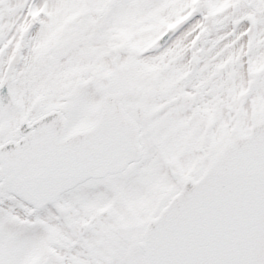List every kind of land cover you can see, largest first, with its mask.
Segmentation results:
<instances>
[{
    "label": "snow or ice",
    "instance_id": "1",
    "mask_svg": "<svg viewBox=\"0 0 264 264\" xmlns=\"http://www.w3.org/2000/svg\"><path fill=\"white\" fill-rule=\"evenodd\" d=\"M0 264H264V0H0Z\"/></svg>",
    "mask_w": 264,
    "mask_h": 264
}]
</instances>
